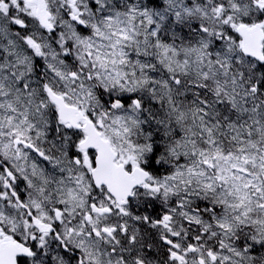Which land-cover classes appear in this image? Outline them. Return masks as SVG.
I'll use <instances>...</instances> for the list:
<instances>
[{
  "label": "snow or ice",
  "instance_id": "obj_1",
  "mask_svg": "<svg viewBox=\"0 0 264 264\" xmlns=\"http://www.w3.org/2000/svg\"><path fill=\"white\" fill-rule=\"evenodd\" d=\"M0 264H264V0H0Z\"/></svg>",
  "mask_w": 264,
  "mask_h": 264
}]
</instances>
